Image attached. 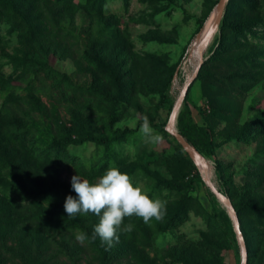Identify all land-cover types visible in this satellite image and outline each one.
Here are the masks:
<instances>
[{"label":"rangeland","instance_id":"obj_1","mask_svg":"<svg viewBox=\"0 0 264 264\" xmlns=\"http://www.w3.org/2000/svg\"><path fill=\"white\" fill-rule=\"evenodd\" d=\"M73 1L75 7L77 5L73 18L64 14L59 26H50L52 35H55V47L57 44L59 47H56L57 54L49 57L51 64L60 72L68 74L72 81L63 83L60 81L61 76L57 79L39 76L34 79V93L27 92L26 82L12 81L13 86L9 89L5 88L4 82L0 83V131L8 135L17 134V137L10 138L13 144L9 150L12 147L30 148L32 152L28 158L35 161L20 167L23 173L19 177L16 175L17 179L13 176L14 168L0 162V253L3 264L22 263L20 256L32 253L47 264H104L103 259L109 264H138L126 248L123 232L118 233L119 242H114L111 248L99 236L92 241L94 228L99 222V219L94 218V213L78 214L83 222L70 230L65 221H47V210L51 196L58 197V203L63 208L66 197L73 196V175L78 174L92 182L110 166L127 173L136 185L149 194L154 182L147 179L144 171L138 170L137 165L141 161H148L152 170L159 169L166 180L170 179L172 172H187L188 167L191 174L197 176L192 184L193 189L177 192L162 188L161 194L155 193L153 199L167 202L166 209L175 207L182 196L190 195L194 202L173 230L156 231L151 235L150 245L140 246L143 254L160 264H184L177 259L179 249L184 247L185 250L189 249L186 254L195 257L201 264H241L242 246L230 208L227 209L204 181L201 165L199 168L165 129L184 83L197 67L200 54L198 45L196 53H193L194 46L197 40L201 41L210 21L199 36L195 34L197 26L203 18H206V23L211 17L217 0H107L102 14L97 11L94 14L87 13L85 9L91 5L90 0ZM41 4L45 11L47 8V16L54 15L62 5L56 0H41ZM238 20V17L231 15L228 22ZM114 23L130 35L133 56L123 59L121 72L132 88L129 85L123 93L117 92V89L105 93H98L96 89L81 90V86L86 85L88 88L94 82L102 85L91 72L95 67L87 54L94 56L96 50L88 48L87 39L97 38L98 49L102 51L100 53H105L106 60H109L113 51H116L112 47L114 44L110 43L111 39H115L112 29ZM8 29L9 24H2L0 79L4 75L11 82L9 75L13 73L14 67L8 54L13 55L22 44L18 33ZM214 34L209 40L205 57L210 56L217 43H213ZM171 72L173 79L168 89L169 99L157 114L160 93ZM104 78L101 76L105 82ZM31 95L39 101H32ZM116 100L122 103L116 109L118 115L112 118L113 111L110 108L112 101ZM204 105L209 107L206 105L202 81L196 78L181 109H184L183 120L191 127L190 135L194 142L191 143L206 158L209 177L230 198L217 173L216 162L219 161L225 176L231 177L240 197L245 192L264 197V160L256 161L259 139L250 137L245 141L237 137H219L222 125L212 129L207 121L209 114L202 111ZM263 111L264 79L246 96L240 121L253 120ZM72 112L83 117L86 131L81 129L79 135L74 131L72 143L60 155L51 158L40 156L39 150L32 146L38 133L36 127L43 126L40 122L44 120L51 124L52 128L49 129L52 135L62 134V126H74L71 122ZM144 117L148 118L153 135L160 137L158 141H150L140 131ZM175 126L178 129V119ZM203 127L210 131L213 138L211 147L214 148V155L205 151L209 139L202 131ZM125 129L133 132L116 140L108 148L88 139L89 135L111 137L116 130ZM41 142L43 148L44 139ZM158 159L166 165L156 164ZM41 163L44 171L39 172L37 168L42 167ZM258 168L259 172L256 173ZM45 171L51 173L50 179L44 176ZM253 180H256V188L251 192L246 183ZM129 221V217H126L123 224L127 225ZM46 222L49 229L44 227ZM247 222V232L255 238L258 228L254 225V218H248ZM79 232L88 236L83 244L76 240ZM261 255L262 251L252 246L251 254L248 251L247 264H264V255Z\"/></svg>","mask_w":264,"mask_h":264},{"label":"trees","instance_id":"obj_2","mask_svg":"<svg viewBox=\"0 0 264 264\" xmlns=\"http://www.w3.org/2000/svg\"><path fill=\"white\" fill-rule=\"evenodd\" d=\"M56 1L62 5L58 7L54 15L47 16V8L46 11L43 9L41 0H0V36L2 24H9L8 30L18 33L19 41L22 44L13 55L8 54L9 61L14 69L13 73L9 75L11 82L4 75L0 79V83L4 82L6 89L13 86L12 81H20L27 83V92L34 93V79L39 76L47 79H57L58 76H61L60 81L63 83H70L72 81V78L68 74L60 72L49 60L51 54H57L56 47H59L58 44L55 47V35H52L50 26H59V20H61L60 18L64 14L70 15L73 18L77 5L75 7L73 0ZM106 3L107 0H90L91 5L87 6L85 10L90 14L92 12L94 14L95 11L102 14L104 13ZM215 3H218V0ZM231 15L238 17L239 20L228 22ZM205 20L206 18L200 20L195 34L201 30ZM255 28L264 29V0H229L220 23L219 32L215 35L213 41V43L217 42L215 48L203 63L197 79L202 81L206 105L209 106L206 108L204 105L202 111L204 110L209 114L207 121L210 123L212 129H216L222 125V129L219 130V137L228 136L227 138L229 139L237 137L247 141L250 137L258 138V158L256 161H259L264 160V111L262 115L253 120L240 121L246 96L254 86H257L264 79V30H257ZM112 29L114 30L113 37L115 39H111L110 43L114 44L112 47L116 51H113L112 57L109 60H106L105 53L103 55L100 53L102 51L100 48L98 49L97 38L90 37L89 41L87 39L88 48L96 50V55L94 56H91L90 53L87 54L92 66L94 65L95 67L91 69V72L97 76L102 85L99 86L98 82H94L91 84L93 88H87L86 85H83L80 87L82 88L81 90L96 89L98 93H105L107 90L114 91L117 89V92L123 93L129 87L130 82L124 78V74L121 72V65L124 58L133 56L130 35L127 30L124 32L120 30L116 26V23L113 24ZM101 76L105 77V82L101 79ZM172 79L173 72H171L161 90L156 106L157 114L159 113V109L169 99L168 89ZM131 85L130 87L132 88ZM31 99L32 101H39L34 95H31ZM121 103L120 100L112 101L110 108L113 111L112 118L118 115L116 109ZM183 111L184 109H181L177 117L178 130L191 142V127L183 120ZM71 122L74 126L72 128L62 126L64 131L62 134L58 133L57 136L52 135V131L49 129L52 128L50 123H45L44 120L40 122L43 126L36 127L38 133L35 136L34 145H32L36 147V150H39L38 154L40 156L51 158L60 155L72 143V133L74 131L78 132V135L81 129L84 132L86 131L85 121L79 114L77 115V113L72 112ZM202 131H204L209 139L205 151L214 155V148L211 147L214 143L211 133L204 127ZM132 132L133 130L131 129H125L124 131L116 130L111 137L89 135L88 139L108 148L116 140ZM17 136V134L8 135L0 131V162L4 163L5 166L10 165L14 168L13 171L15 173L11 171V174L13 172V176L16 179L23 173L20 167L35 162L33 159L29 160L28 158V155L32 152L30 148L16 149V147H12V150H9V147L13 144V140L11 139ZM173 138L176 140L174 136ZM42 139H44L45 143L43 148L41 147ZM177 144L184 150L180 143L177 142ZM199 151L201 152V150ZM141 162V164L137 165L138 170L144 171L147 179L154 182L148 194L151 199L155 197L156 192L161 194L162 188L172 189L177 192L193 189L192 184L197 176L195 177L193 173L191 174L189 167L187 172L183 171L179 174H173L172 172L170 179L166 180V176L159 169H150L148 161ZM156 164L162 165L165 163L159 160ZM41 165L42 167L37 168L39 172L44 171L43 163ZM216 168L223 183L222 187L226 188L237 211L249 254H251L252 246H254L257 251H262V255H264V197L261 194H250L247 192L240 197L241 194L234 188L231 177L225 176L224 168L219 161L216 162ZM255 172H259V168ZM44 173V176L50 179L51 173L48 171ZM40 179L42 178L40 177ZM254 181L255 183H253ZM246 187L251 189L252 192L253 188H256V180L252 182L248 181ZM72 194L74 197L76 196V193L73 191ZM193 202L194 198L192 196H182L175 207L166 209L163 216L164 220L153 218L147 224L144 223L142 218L135 215L129 217V223L134 225L133 231L123 234L126 237V248L138 264L140 262H144V264H160L157 260L143 254L140 246L150 245L152 243L151 235L156 231L173 230L179 224L182 217L186 216L187 208H190L189 205ZM250 217L254 218V225L258 228L255 231V238L246 229L247 221ZM94 218L99 219L96 215ZM55 219L65 221L69 229L71 228L70 230L83 222L78 214L74 218L67 216L64 208L58 203V197L51 196L49 209L47 210V221ZM44 227L45 229H49L47 222L44 223ZM179 250L180 255L177 259L184 264H201L198 259L186 254L189 250L188 248L185 250L183 247ZM20 257L22 263L18 264H47L33 253L21 255ZM262 258L264 261L263 256ZM3 261L0 253V264H3ZM103 263L109 264L106 263L105 259H103Z\"/></svg>","mask_w":264,"mask_h":264},{"label":"clouds","instance_id":"obj_3","mask_svg":"<svg viewBox=\"0 0 264 264\" xmlns=\"http://www.w3.org/2000/svg\"><path fill=\"white\" fill-rule=\"evenodd\" d=\"M140 131L150 141H158L160 137L153 135V129L147 117L143 118ZM71 187L76 196L68 195L64 203V210L69 217L77 214L94 213L99 222L94 228L92 241L97 236L111 248L119 242V232L130 233L134 225H124L126 217L137 216L149 223L151 219L162 220L165 214L166 202L151 199L141 186L133 182L132 177L122 173L118 168L109 167L97 180L90 182L76 174L71 177ZM88 236L79 232L76 240L83 244Z\"/></svg>","mask_w":264,"mask_h":264},{"label":"water","instance_id":"obj_4","mask_svg":"<svg viewBox=\"0 0 264 264\" xmlns=\"http://www.w3.org/2000/svg\"><path fill=\"white\" fill-rule=\"evenodd\" d=\"M228 1L229 0H218L217 6L215 9V11H216L215 16L213 17V14L215 13V11H214V13L206 21L205 25L201 28V30L197 34L198 36L200 34H202L207 23L210 21L209 28L207 29L208 31H207L206 35H204L202 37L201 42H200V46H199L200 57H199L197 67H196L193 75L184 83V86H183V88L180 92L179 98H178V100H177V102H176V104H175V106L171 112V115H170L169 120L165 126V129L172 136H174L176 138V140L182 145V147L188 153V155L196 162V164H198L199 168H200V163L203 164L204 171H202L201 168H200V170H201L202 177H203L204 181L210 187L212 192L218 197V199L227 207V209H228V207H230L232 209V215L230 212L229 213L233 218L234 225H235V231H236L237 237H238V239L241 243V246H242V263L241 264H247L248 251H247V247H246L245 237H244V234L242 232L239 217H238L237 211L233 205L232 200L227 195H225L223 193V191L220 188H218L215 185V183L211 180V178L209 177V174H208L207 168H206V158L203 155V153L200 152L182 133H180L179 130L175 126L179 111H180L182 103L186 97V94H187L192 82L197 78L198 73H199L203 63L208 58V57H205V51L207 50L208 46L210 45L209 39H211V37L214 33H215L214 34V36H215L216 33L218 32L219 26H220L222 17L225 13V9H226V5H227Z\"/></svg>","mask_w":264,"mask_h":264},{"label":"bare ground","instance_id":"obj_5","mask_svg":"<svg viewBox=\"0 0 264 264\" xmlns=\"http://www.w3.org/2000/svg\"><path fill=\"white\" fill-rule=\"evenodd\" d=\"M215 14H216V12H215ZM214 16H215V15H214ZM209 25H210V23H209ZM209 25H208L207 29L209 28ZM207 29H206V31L204 32L203 36L206 35V33H207V31H208ZM209 40H210V39H209ZM200 42H201V41H198V40H197V42L195 43L194 51H193L194 54L196 53L197 45H198V52H199V54H200V50H199ZM200 165H201V169H202V171H204V166H203V164L200 163ZM229 208H230V207H229ZM230 210H231V213H232V209H231V208H230Z\"/></svg>","mask_w":264,"mask_h":264}]
</instances>
